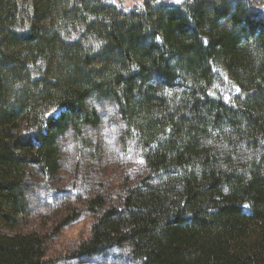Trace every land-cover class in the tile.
I'll use <instances>...</instances> for the list:
<instances>
[{
	"label": "trees",
	"instance_id": "16d2710c",
	"mask_svg": "<svg viewBox=\"0 0 264 264\" xmlns=\"http://www.w3.org/2000/svg\"><path fill=\"white\" fill-rule=\"evenodd\" d=\"M101 100L144 174L85 201L70 256L264 264V0H0V264H48L45 237L14 230L27 181L58 174L67 134L101 159Z\"/></svg>",
	"mask_w": 264,
	"mask_h": 264
},
{
	"label": "rangeland",
	"instance_id": "374dc122",
	"mask_svg": "<svg viewBox=\"0 0 264 264\" xmlns=\"http://www.w3.org/2000/svg\"><path fill=\"white\" fill-rule=\"evenodd\" d=\"M115 1L130 7L142 0ZM95 108L101 122L93 133L95 142L100 141L101 159L88 167V159L76 157V144L71 134H67L61 141L64 156L58 174L45 178L33 167L32 176L27 181L29 217L14 230L41 233L45 237L48 264H132L125 249L103 257L77 259L70 256L88 239L91 225L98 215L88 210L85 201L100 195L106 206L115 205L119 202V193L144 174L136 148L130 142L121 145L124 125L115 106L101 100L95 103ZM66 218L71 220L64 223Z\"/></svg>",
	"mask_w": 264,
	"mask_h": 264
}]
</instances>
